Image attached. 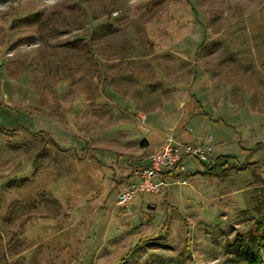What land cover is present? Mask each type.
Segmentation results:
<instances>
[{"label": "rangeland", "instance_id": "rangeland-1", "mask_svg": "<svg viewBox=\"0 0 264 264\" xmlns=\"http://www.w3.org/2000/svg\"><path fill=\"white\" fill-rule=\"evenodd\" d=\"M170 136L250 163L118 205ZM258 217L264 0H0V264H228Z\"/></svg>", "mask_w": 264, "mask_h": 264}, {"label": "built area", "instance_id": "built-area-1", "mask_svg": "<svg viewBox=\"0 0 264 264\" xmlns=\"http://www.w3.org/2000/svg\"><path fill=\"white\" fill-rule=\"evenodd\" d=\"M206 141H181L173 136L148 155V163L135 171L140 179L134 183H128L117 194V204L127 206L130 201L139 193L158 192L163 181L156 182L155 177L159 176L164 168L183 169V161L187 157H193L197 162L212 163L214 157V145L211 137ZM183 182L186 183L185 180Z\"/></svg>", "mask_w": 264, "mask_h": 264}, {"label": "trees", "instance_id": "trees-1", "mask_svg": "<svg viewBox=\"0 0 264 264\" xmlns=\"http://www.w3.org/2000/svg\"><path fill=\"white\" fill-rule=\"evenodd\" d=\"M143 144H147V141H143ZM232 158L231 155L225 153L219 154L212 163L201 162L202 166H204L203 173L218 175L223 173L229 167L246 168L247 164L250 163L246 160L244 163L237 165L236 163H232ZM173 170H170L169 172ZM263 227L264 223L262 222V218L258 217L254 220V236L249 240L242 238H237L235 240L236 244L233 243V246L237 249V253L230 259L231 261L228 264H264L261 255V250L264 249V234H262ZM129 253L130 251L127 253V256ZM125 260L126 256L122 258L121 262H124Z\"/></svg>", "mask_w": 264, "mask_h": 264}, {"label": "crops", "instance_id": "crops-1", "mask_svg": "<svg viewBox=\"0 0 264 264\" xmlns=\"http://www.w3.org/2000/svg\"><path fill=\"white\" fill-rule=\"evenodd\" d=\"M181 141H183V140H181ZM185 141V140H184ZM147 144H149V141L147 142ZM146 145V144H145ZM218 156V155H217ZM216 156V154L214 153V160H215V158L217 157ZM186 159V158H185ZM185 159H184V161H185ZM213 160V161H214ZM184 161H183V165H184ZM212 161V162H213ZM149 161H148V158L145 160V162L142 164V166H144V165H146L147 163H148ZM142 166H139V167H142ZM138 169V168H137ZM136 169V170H137ZM204 169V168H203ZM203 169L202 170H198V171H200V172H203ZM135 170V171H136ZM170 170H173V169H168V168H164L163 170H162V172L160 173V175L159 176H157V177H155V181L156 182H158V181H163L164 182V184H162L161 186H160V190L158 191V192H160V191H163L164 190V188L169 184V180H171V178H172V174L173 173H175L176 171L175 170H173V171H171V172H169ZM135 171L133 172V177H132V179L129 181V182H127V184L128 183H134V182H137V181H139V179H140V177L137 175V174H135ZM153 193H156V192H153ZM157 194V193H156ZM137 196V195H136ZM135 196V197H136ZM134 197V198H135ZM131 202V201H130Z\"/></svg>", "mask_w": 264, "mask_h": 264}]
</instances>
